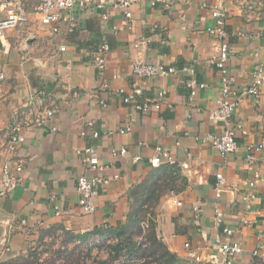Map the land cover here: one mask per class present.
<instances>
[{
	"label": "crops",
	"instance_id": "obj_1",
	"mask_svg": "<svg viewBox=\"0 0 264 264\" xmlns=\"http://www.w3.org/2000/svg\"><path fill=\"white\" fill-rule=\"evenodd\" d=\"M4 1L0 0L1 17L5 16ZM38 1L22 0L28 24L0 37V64L7 75L0 89V176L10 156L4 149L8 130L33 111L54 109L55 113L46 127L23 129L25 143L17 151L24 164L22 181L14 192L0 198V264L28 256L38 242L55 236L103 231L125 223L131 189L155 169L149 160L156 146L168 149L178 162L168 165L172 175L178 176V190L166 193L155 213L156 231L179 264H192V254L220 264L213 260L221 233L214 222L217 209L233 230L232 238L244 248L235 264H264V249L253 256L258 234L264 230V153L256 165L261 178L250 209L245 197L253 174L244 157V145L258 143L264 136V88L260 98L248 99L231 120L247 133L239 134L238 153L222 156L206 140L225 126L211 118L222 89L220 72L213 63L220 42L208 32L215 24L213 11L225 12L228 67L240 88L249 83L254 53L264 51V14L254 1L154 0L152 5L151 0H139L132 7L135 22L131 28L124 11L113 7L112 0L106 4L107 21L101 18L103 10L96 7L101 0H85L87 10L70 13L73 24L46 27L34 12ZM166 3L171 4L170 10ZM104 41L111 52L100 76L92 53ZM136 60L175 67L179 73L136 77L132 73ZM184 67L193 73L181 71ZM192 80L206 86L193 98L187 87ZM133 86L143 89L139 104L166 90L161 109L144 113L125 104L117 91L129 92ZM87 121L101 132L99 138L82 135L84 130L89 132ZM128 124L132 130L120 134ZM94 145L104 167L94 174L110 182L101 189L96 212L86 215L79 206L76 183L87 168L77 151ZM120 148H126L127 155L114 157L113 150ZM136 156L141 159L135 161ZM184 163L189 167L183 168ZM218 173L229 185L237 186L236 191H225L219 201L215 198ZM51 196L61 208L59 216L53 213Z\"/></svg>",
	"mask_w": 264,
	"mask_h": 264
},
{
	"label": "built area",
	"instance_id": "obj_2",
	"mask_svg": "<svg viewBox=\"0 0 264 264\" xmlns=\"http://www.w3.org/2000/svg\"><path fill=\"white\" fill-rule=\"evenodd\" d=\"M138 2L139 0L111 1L113 7L120 8L124 11L130 28L135 22L132 7ZM106 4L107 0H101L96 5L98 9L103 10L101 14L103 21H107L110 17L109 8H107ZM151 4L155 5V1L151 0ZM3 5L5 8V16H0V37L5 31L23 27L29 22V16L24 11L22 0H5ZM170 6V3H166L167 9L170 10ZM88 8V3L85 0H39L34 12L38 16L41 24L46 27L54 28L60 23L73 24L70 13L75 9L85 11ZM212 16L215 19V24L208 28V32L213 38H216L220 42L219 55L213 63L220 72L222 89L220 96L216 100V108L211 112V118L216 122L224 123L225 126L220 132L209 135L206 140L217 153L222 156H229L238 153L240 150L238 143L239 134H247L241 126H234L231 124L233 116L248 99H258L262 95V90L264 88V51H257L254 53L255 61L250 70L249 83H247V86L240 88L235 86L236 80L231 76L228 67L230 46L227 41L226 15L225 12L217 9L213 11ZM60 50L65 51L66 47H61ZM110 52L111 46L107 41H104L97 50L92 53L93 64L100 76L106 70ZM181 71L193 73L190 67H184ZM132 73L133 76L140 78H154L158 76L175 75L179 73V70L175 67H166L143 60H136L133 63ZM6 77L5 70L0 64V89ZM104 87L107 86L104 85ZM187 87L190 88V97L193 98L197 95L199 89H203L206 86L204 83H198L196 80H192ZM117 93L122 97L125 104H131L136 107L137 110L143 111L144 113L153 109L160 110L167 96V91L161 89L158 92L157 98L139 104L138 99L143 95L142 88L133 86L129 92L124 89H119ZM103 106L106 107L107 105L103 103ZM54 113V109L33 111L31 115H24L23 119L5 134L4 138L6 139V144L4 149L10 156L4 160L1 168L0 198H5L14 192L22 181L21 175L24 171V164L23 160L17 156V151L20 146L25 143L23 129L29 126H35L37 128L46 127L48 122L54 117ZM85 126L89 132L84 130L82 132L83 136L91 133L95 138L100 137L101 132L94 129V125L91 121H87ZM131 130V124H128L125 128H122L119 133L127 134ZM155 152L156 154L154 157L149 160L152 167L158 168L164 164L176 166L178 164L177 159L168 149L162 146H156ZM244 152L247 168L253 174V179L248 183V194L245 197L247 208L250 209L251 203L257 199L255 188L258 183L257 180L261 178V172L257 169L256 165L260 156L264 153V136L258 143L247 142L244 145ZM77 153L83 156V161L87 168V173L80 175L76 183L80 195L79 206L84 214L92 215L97 210L96 200L100 196L101 189L108 185L110 179L102 175L94 174V172L104 170L95 145L88 146L83 150L77 151ZM125 155H127L126 148L113 150L114 157ZM140 159V156L135 157V161H139ZM182 167L188 168L189 165L184 163ZM216 178L215 198L217 201L223 198L225 191L232 192L237 190L236 185L231 186L225 181L226 179L222 173H218ZM49 202L52 204L53 213L56 216L61 215V208L57 203L56 197L51 196ZM178 204L181 205L180 202ZM195 210L199 212V208H195ZM214 222L221 233L216 238L215 245L218 249V254L213 257V260L218 261L220 264H235V260L238 257L241 258L244 253L243 245L239 240L232 238L234 232L225 224L224 214L220 209L216 210ZM186 247L189 248L190 244H186ZM263 249L264 230L260 231L258 234V245L253 250V256H259ZM191 263L214 264L207 258L196 254L191 255Z\"/></svg>",
	"mask_w": 264,
	"mask_h": 264
},
{
	"label": "trees",
	"instance_id": "obj_3",
	"mask_svg": "<svg viewBox=\"0 0 264 264\" xmlns=\"http://www.w3.org/2000/svg\"><path fill=\"white\" fill-rule=\"evenodd\" d=\"M170 170L168 165L155 168L140 184L131 189V209L127 221L117 228L66 235L69 238L75 237L81 243L88 242L94 235L105 241L113 240L112 245L106 246V256L95 258L92 264H179L177 256L169 251L156 231V206L166 193L178 190L175 182L178 176L172 175ZM90 249L92 248L88 246L87 257L90 256ZM80 253V246H77L68 258L66 257L68 264H81ZM82 260L85 264V257ZM8 264L42 263L39 262L37 253L32 252Z\"/></svg>",
	"mask_w": 264,
	"mask_h": 264
},
{
	"label": "rangeland",
	"instance_id": "obj_4",
	"mask_svg": "<svg viewBox=\"0 0 264 264\" xmlns=\"http://www.w3.org/2000/svg\"><path fill=\"white\" fill-rule=\"evenodd\" d=\"M257 5L258 10L264 14V0H253ZM75 239V237L69 238L66 234L63 237H52L46 241L38 242L32 249V252L37 253V258L40 263L43 264H68V256L75 250L77 246H80L81 264H83V257H85V264H92L95 258L105 257L107 252V245H112L113 240L105 239L102 241L100 238L92 237L88 242L81 243ZM88 244V245H87ZM90 246V256L88 254L87 247ZM31 252V253H32ZM30 253V254H31ZM29 254V255H30ZM33 258V257H31Z\"/></svg>",
	"mask_w": 264,
	"mask_h": 264
}]
</instances>
